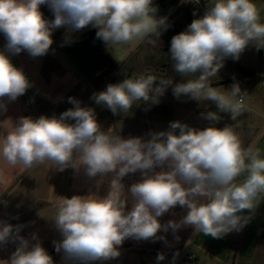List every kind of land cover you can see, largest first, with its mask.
<instances>
[{
	"label": "clouds",
	"instance_id": "obj_1",
	"mask_svg": "<svg viewBox=\"0 0 264 264\" xmlns=\"http://www.w3.org/2000/svg\"><path fill=\"white\" fill-rule=\"evenodd\" d=\"M152 3L0 0V32L7 41L6 52H0V98L14 101L30 87L24 72L6 53L27 51L31 57L44 56L53 43L52 31L58 28L70 33L91 26L97 29L96 38L114 50L146 38L158 40L167 24L166 18L150 15L155 11ZM45 4L54 19L44 18L40 6ZM249 44L264 48V22L253 0H212L202 17L172 37L173 68L183 77H192L173 86L174 97L212 101L235 121L247 111L239 86L221 91L211 80L225 57L238 59ZM171 84V79L140 74L109 84L92 98L115 115L128 112L139 101L158 104ZM69 102L74 107L58 118L20 117L0 135V157L11 166L32 169L48 162L59 171L71 167L79 172L82 168L89 179L99 176L101 182L112 174L104 197H60L52 219L63 239L55 247L68 259L82 264L113 259L120 255L117 246L126 238L164 239L157 236L161 229L175 232L192 226L196 232L221 238L242 229L248 217L241 213L253 210L264 195V157L259 149L245 148L233 127L197 130L177 121L170 124L169 131L150 133L148 139H125L112 129L102 130L93 108L81 107L75 98ZM0 108L6 110L2 103ZM203 115L213 122L220 119L217 112ZM137 172L141 179L126 193L123 178ZM129 196L132 207L126 211ZM177 205L186 208L187 214L179 222L162 225L158 217ZM20 228L0 222V244L19 241L5 264H53L39 242L30 244L19 236ZM32 239H37L35 234ZM164 258L163 254L157 256V260Z\"/></svg>",
	"mask_w": 264,
	"mask_h": 264
},
{
	"label": "crops",
	"instance_id": "obj_2",
	"mask_svg": "<svg viewBox=\"0 0 264 264\" xmlns=\"http://www.w3.org/2000/svg\"><path fill=\"white\" fill-rule=\"evenodd\" d=\"M253 2L264 4V0ZM211 3L212 0L204 2V12ZM183 6L189 7L186 13L195 19L192 16V7L184 1L175 7L176 14ZM190 24L184 29L178 23L177 30L167 26L166 30H161L158 40L151 37L123 46L119 50L108 48L118 67L107 77L105 89L109 84H117L140 74H153L172 80V84L159 98L158 104L139 101L138 115H132L129 111L114 115L106 106L96 104L92 97L98 93L71 62L63 45L59 43L60 40L54 41L48 53L40 57L6 53L13 65L24 72L30 87L14 101L7 97L0 98V103L6 106V110L0 108V135L11 129L20 117H31L34 120L41 116L58 118L74 107L69 98H75L81 107L94 109L102 130L112 129L114 134L125 139H148L150 133L169 131L170 124L177 121L197 130L209 126L221 129L227 126L236 129L245 148L259 149L264 157L263 65L248 69L237 59L241 68L236 65L234 71H228L224 58L223 66L216 77L212 78V86L220 88L221 91L226 84H233L238 85L241 93L245 94L247 112L235 121L228 112L219 111L212 101L198 102L187 97L177 99L172 95L175 84L192 78L175 72L170 54L172 37L186 31ZM56 30L52 31V35ZM64 38L71 40L75 37H67L64 33ZM149 39L153 42L150 43ZM209 111L217 112L220 119L215 122L206 119L203 114ZM176 131L178 133L179 129ZM156 171H160V168ZM244 176L246 173L238 178V182ZM111 178L112 174L102 182L99 176L89 179L82 168L79 172L71 167L59 171L48 162L39 167L24 169L19 165L11 166L0 157V222L11 224L14 228L21 226L19 236L29 240L30 244L39 242L52 257L53 264H82L81 261L66 258L63 250L56 251L55 244L63 239L52 219L57 203L60 197L71 198L74 195L104 197L109 192ZM140 179V172L124 177L122 183L125 192ZM127 198L129 201L126 211H129L132 201L130 196ZM186 214L187 209L177 205L158 217V220L162 225L170 220L179 222ZM241 214L248 217L244 227L221 238L196 232L192 226H183L175 232L161 229L157 236L164 239L137 240L129 237L122 245L117 246L120 252L118 257L89 261L88 264H179V256L184 251L195 254L194 264H264V195L253 210H243ZM33 234L37 237L36 240L32 239ZM18 246V240L0 244V264L9 261ZM158 254H163L165 258L157 260Z\"/></svg>",
	"mask_w": 264,
	"mask_h": 264
},
{
	"label": "trees",
	"instance_id": "obj_3",
	"mask_svg": "<svg viewBox=\"0 0 264 264\" xmlns=\"http://www.w3.org/2000/svg\"><path fill=\"white\" fill-rule=\"evenodd\" d=\"M182 0H153L152 7L154 12L150 13L156 19L166 18V24L174 30L178 29V14L174 11L175 7ZM195 13L192 16L195 19L202 17L204 12V4L197 8L192 6ZM40 11L46 20L54 19L48 5H41ZM66 28H58L51 36L54 41H59L66 50L71 62L75 65L82 76L91 84L97 93L106 90L104 84L108 76H110L118 67L117 61L110 53L104 42L96 38L97 29L91 26L80 32L74 39H63ZM4 34L0 32V50L6 51L7 43ZM19 54H29L27 51H21ZM232 58V57H231ZM234 63L241 68L237 59H233Z\"/></svg>",
	"mask_w": 264,
	"mask_h": 264
},
{
	"label": "rangeland",
	"instance_id": "obj_4",
	"mask_svg": "<svg viewBox=\"0 0 264 264\" xmlns=\"http://www.w3.org/2000/svg\"><path fill=\"white\" fill-rule=\"evenodd\" d=\"M258 11H259V15H260V21L264 22V4L259 2V3H255ZM190 7L194 6L192 4H189ZM189 7L188 6H183L179 9L178 12V23L184 27V29H186L187 25L189 23H192V21L194 20L193 18H190L187 15V11H188ZM193 11V10H192ZM194 13V12H193ZM87 28V27H86ZM86 28L81 29L79 31H73V32H68L66 31L65 34H67V37H76L80 32L84 31ZM176 33V32H175ZM178 34V33H177ZM261 51V52H260ZM226 58V62H227V66H228V71H234V69L236 68V64L234 63V61L232 60L231 57H225ZM242 63H244L245 67H247L248 69H252L255 68L257 66H264V48H257L254 44H249L245 50L240 54L239 58H238ZM238 61V60H237ZM232 85H228L226 84L225 86H223V91L224 90H230ZM171 95V94H170ZM173 95V94H172ZM245 95V94H244ZM247 109V107H246ZM130 114L132 115H138L139 113V102H137L136 104L133 105V107L129 110ZM247 112V111H246ZM125 113V112H124ZM123 112L118 113L119 115L124 114ZM245 113V112H244ZM242 113V114H244ZM230 114V113H229ZM231 115V114H230Z\"/></svg>",
	"mask_w": 264,
	"mask_h": 264
},
{
	"label": "built area",
	"instance_id": "obj_5",
	"mask_svg": "<svg viewBox=\"0 0 264 264\" xmlns=\"http://www.w3.org/2000/svg\"><path fill=\"white\" fill-rule=\"evenodd\" d=\"M182 1H184L186 4H192L195 7L200 8L203 6V4L206 0H182ZM262 83L264 85V76H263V82ZM242 96H243V100H244V104H245V95L243 93H242ZM195 260H196L195 254L184 251L179 256L178 263L179 264H194Z\"/></svg>",
	"mask_w": 264,
	"mask_h": 264
}]
</instances>
